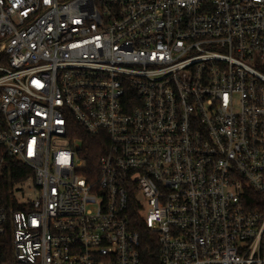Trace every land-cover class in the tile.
Returning a JSON list of instances; mask_svg holds the SVG:
<instances>
[{
  "label": "built area",
  "instance_id": "obj_1",
  "mask_svg": "<svg viewBox=\"0 0 264 264\" xmlns=\"http://www.w3.org/2000/svg\"><path fill=\"white\" fill-rule=\"evenodd\" d=\"M0 52V145L34 171L0 264H146L133 213L157 264H264V0H0Z\"/></svg>",
  "mask_w": 264,
  "mask_h": 264
},
{
  "label": "trees",
  "instance_id": "obj_2",
  "mask_svg": "<svg viewBox=\"0 0 264 264\" xmlns=\"http://www.w3.org/2000/svg\"><path fill=\"white\" fill-rule=\"evenodd\" d=\"M0 63H7V56L0 52ZM82 144L86 154V166L90 173H97L100 160L106 150V138L82 134ZM5 154L4 147L0 145V156ZM34 171L19 159L5 154L4 164L0 170V205L8 207L13 203L12 192L14 187L25 181ZM91 175V174H90ZM132 227L141 237L140 251L146 264L158 263V246L155 235L147 229L138 214L133 213Z\"/></svg>",
  "mask_w": 264,
  "mask_h": 264
},
{
  "label": "rangeland",
  "instance_id": "obj_3",
  "mask_svg": "<svg viewBox=\"0 0 264 264\" xmlns=\"http://www.w3.org/2000/svg\"><path fill=\"white\" fill-rule=\"evenodd\" d=\"M31 196H32V192H31V191H28V192H27V197L30 198Z\"/></svg>",
  "mask_w": 264,
  "mask_h": 264
}]
</instances>
